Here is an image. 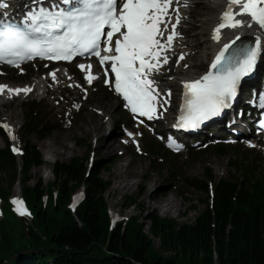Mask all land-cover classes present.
Segmentation results:
<instances>
[{
  "label": "snow or ice",
  "instance_id": "obj_1",
  "mask_svg": "<svg viewBox=\"0 0 264 264\" xmlns=\"http://www.w3.org/2000/svg\"><path fill=\"white\" fill-rule=\"evenodd\" d=\"M61 3L66 7L55 3L45 7L41 2L19 22L0 20V62L19 67L21 62L36 56L71 60L77 54L93 53L102 65L111 62L114 89L123 96L125 107L149 120L157 116V106L163 107V104L157 100L160 92L152 73L159 72L161 65L167 63L166 49L171 48L174 37L179 35L176 25L180 16L177 13L176 23L171 25L172 30L165 39L171 21L172 0H61ZM236 6L240 14L250 16L251 21L264 29V0H228L221 22L214 30L215 39H219L220 29L244 23L236 18L233 11ZM3 15L7 17V13ZM115 34L119 36L113 41ZM103 36L107 39L101 49ZM261 47V38L257 36L255 46L226 56L229 44H225L212 61L210 70L198 79L184 82L183 103L174 127L198 128L229 107L238 95L243 78L254 70ZM102 51L110 54L102 55ZM79 67L85 69L83 64ZM108 71L106 68L105 73ZM86 79L91 83L94 77L89 73ZM5 89L16 94L31 91L0 84V93ZM167 95L170 97L171 92ZM259 101V106L264 108V93L259 94ZM3 127L10 126L4 124ZM261 128L264 129V121H261ZM169 146L180 145L169 137ZM13 151L20 149L13 148ZM12 203L17 212L29 214L22 200L14 198Z\"/></svg>",
  "mask_w": 264,
  "mask_h": 264
},
{
  "label": "trees",
  "instance_id": "obj_2",
  "mask_svg": "<svg viewBox=\"0 0 264 264\" xmlns=\"http://www.w3.org/2000/svg\"><path fill=\"white\" fill-rule=\"evenodd\" d=\"M232 150L223 147L217 152L222 155ZM40 163V157L34 151L24 157L18 170L14 159L0 152V195L4 197L20 176L22 193L35 211L27 238L0 230V264L5 260L8 261L6 264H38L36 257L27 259L26 263L21 261L22 257L9 260L12 255L25 252L27 245L41 259L56 256L53 264H212L213 260L218 264H264V194L256 192L257 185L247 205L242 207L239 194H234L235 182L219 183L211 208L206 206L191 224L182 225L173 219L149 214L146 220L151 234L160 243L157 251L143 233L139 217L131 219L122 232L116 229L107 236L103 195L109 182L102 177L103 172L110 170L106 162H94L86 178L79 159L54 163L51 168L54 184L47 188L48 204L43 210L41 180L33 187L27 184L32 179L31 168ZM242 173L247 179L257 181L252 167L244 165ZM2 177H6V188L2 187ZM53 185L58 190L55 204L51 197ZM79 185L85 186L86 198L76 212V220L65 211L64 205L70 191ZM196 186L205 190L204 183L198 182ZM126 200V205L135 202L131 196ZM106 243L108 246L104 249Z\"/></svg>",
  "mask_w": 264,
  "mask_h": 264
},
{
  "label": "rangeland",
  "instance_id": "obj_3",
  "mask_svg": "<svg viewBox=\"0 0 264 264\" xmlns=\"http://www.w3.org/2000/svg\"><path fill=\"white\" fill-rule=\"evenodd\" d=\"M206 10V9H205ZM213 11V10H211ZM210 11V12H211ZM209 13V11H208ZM202 37V36H201ZM206 37V36H204ZM203 37V38H204ZM201 38V40L203 39ZM199 57L202 56V52ZM198 54V55H199ZM190 63H195L193 60H189ZM192 71V68L187 69V71H183L184 74H188ZM23 82V81H22ZM108 104V105H104ZM91 105L103 108L104 111V117H107L106 119H103L102 117H98L97 115H93L89 118V116L86 113H81L79 116H77L74 126L70 130H61L59 128L51 129L50 125H46V123H50L51 120L47 119V122L41 113L43 109H45L43 106L39 109L40 118L42 119L41 123L43 124V129L45 130L46 137L42 140H40L36 134L32 136H28L27 139L32 144L38 146V148L41 149L43 152L42 157L44 156V153L46 151V146H51L58 151L57 155H50L48 156L50 158L49 162L47 163L48 168H51V165L55 161H62V162H68L73 157H80L82 158L85 154V145L89 142V140L92 137V134L95 131H92V126L90 129H87L89 125L91 124H98L99 123H107L106 124V131L112 132L114 136L116 135V123L117 121L121 120L120 112L116 106V103L113 99H111L107 94L103 93L102 91H98L93 95V99L91 100ZM14 108L17 121H23L25 118V114L23 112V107L19 103H11L5 107V109H11ZM1 118V116H0ZM40 118L38 119V122H40ZM92 122V123H90ZM48 130H47V129ZM50 129V130H49ZM103 132L102 129H97L96 133ZM54 137L59 139L54 140ZM63 142L64 147L62 146ZM154 144H158L153 139H149ZM99 142H103L101 138H99ZM112 149L110 148L108 151L104 150V148H97L95 151V159H102L105 162H107V166L110 168L109 172L102 173V177L107 180L110 183V186L108 190L106 191L104 198L109 206V208L114 209L116 211H120L121 215L124 217H127L128 215H133L136 217H139V220L143 222V233L150 238L152 241V245L154 249L159 251L160 243L157 239H155L151 234L150 224L148 220H146V216L149 214H157L161 218H171L174 219L178 224H190L193 223L196 216L204 209L206 205V194L205 192H201L198 190H194L192 188L189 189V187L185 186L184 191H181L182 194L179 197L176 193H173L171 188L165 187L167 183H171L174 185V187H179L178 182H175L173 179L169 177V172L166 171V167L162 169L161 165H159V168L156 164L152 163V160L150 159V156L145 157H133L130 153H127L126 155L121 156L120 159L111 161L113 158L112 156L116 154V151L121 149V146H119L118 140L113 139L111 140ZM115 149V151H113ZM45 157V156H44ZM43 157V159H44ZM239 156L237 153H231L227 156H218L214 154V152H207L206 154H203L193 161L191 160L189 165L188 162L183 163L181 166H179V162L177 164V167L181 169V173L183 177H190V178H197L200 179L203 177V169L205 168L206 164H211L212 167L221 168L223 170L224 177H232L238 179V171L235 169L234 165L238 163ZM43 163L44 160H43ZM232 163L233 167L230 165ZM217 164V165H216ZM127 165L128 168L132 169L135 173L133 178H127L128 183L130 184H138L133 185L130 189H112V186L118 182V176L115 171V168L117 166H123ZM213 173L215 176L217 175L213 168ZM31 175L33 180L29 182V185L35 184L36 180L38 178L42 179V183L44 185L52 182L54 180L53 176L49 172V169L46 170L45 168H34L31 171ZM219 176V175H217ZM144 177L147 178V180H144ZM154 182H151V181ZM216 180V179H215ZM2 185L6 186L5 183L2 182ZM21 187V184L16 182L13 184V186L10 189V193L12 195H16L19 193V189ZM149 187H155L157 190V196L158 198H166L169 195L173 196L177 202L179 203V209L180 212L177 215L173 214H162V212L154 208L155 204H151L150 207H148L147 200L142 201L143 193L145 190H148ZM165 192V193H163ZM172 193V194H171ZM126 195H131L132 197L136 198V203L132 206H128L124 208V204H127ZM185 197V199L183 198ZM208 201V200H207ZM173 215V216H172ZM162 255H168L166 253L160 252ZM218 262L215 261L212 264H217Z\"/></svg>",
  "mask_w": 264,
  "mask_h": 264
},
{
  "label": "bare ground",
  "instance_id": "obj_4",
  "mask_svg": "<svg viewBox=\"0 0 264 264\" xmlns=\"http://www.w3.org/2000/svg\"><path fill=\"white\" fill-rule=\"evenodd\" d=\"M224 0H190V5L192 7H198L196 11H192L191 13V19L188 22V26L187 28L183 29L182 32L184 33H188L193 31L192 34H188V41L185 42V46H187L189 48V50L191 52H194L195 48H199L202 49L203 53V57L205 56V54L208 52V50L212 47L213 43L210 41V37H207L206 39L201 40L198 35L200 33H202L203 29H204V25L206 27H209L208 32L211 34L212 31V26L217 22V12L220 9V6L222 4ZM206 9V10H205ZM213 10V11H211ZM209 11V13H208ZM211 11V12H210ZM186 14L184 13L182 20L180 22V24H177L176 26V30L181 29L183 26V24L186 23ZM200 23V24H196V23ZM172 25V24H171ZM198 25V26H197ZM168 30H172L171 26ZM213 32V31H212ZM230 37L235 36L234 31L229 33ZM220 38H225L227 37V35H220ZM243 40V39H242ZM225 41V40H224ZM262 42V40H261ZM264 42V41H263ZM204 47H206L204 49ZM264 45L261 47V49L263 50ZM262 56V54L260 53V57ZM181 67L178 66V68L176 69H170V71L173 72H181ZM62 72H57L55 71V78H52V80L56 79ZM62 78H65L64 75H60ZM187 78H193L192 76H188ZM46 79H50L48 77H46ZM159 81L161 82V84L163 83V80L159 77L158 78ZM3 83H7L6 81H3ZM11 85H13L14 83L9 82ZM43 83V81L41 82ZM167 85V89L166 90H175L177 85L174 81H170L169 83L166 84ZM16 86H20V85H16ZM164 92V90H163ZM23 95H20L18 98L22 97ZM4 102V101H2ZM11 101L9 102H4L2 104H0V116H4L7 119L13 120L16 118V114H15V110L14 109H5V107L10 104ZM103 103V102H101ZM104 104V103H103ZM104 105H108L107 103ZM253 109H256V106L253 107ZM88 114H91V111L89 109ZM247 115H245L244 117H246ZM143 120L146 119V117L142 118ZM244 120V119H243ZM92 123V122H90ZM229 123H226L227 125H224V127H229ZM237 125H241V124H237ZM92 126V131L97 130L98 129V124H91L88 126L87 129H90ZM225 130V129H223ZM261 131V129H260ZM234 138V137H232ZM114 139V138H113ZM54 140H58L57 138L54 137ZM111 140H112V132L107 133L105 136V140L104 143L102 145V148H104V150L108 151L110 148L112 149V144H111ZM60 142L62 143V146L64 147L63 142L60 140ZM115 149V148H114ZM114 151V150H113ZM58 151L53 147V145L51 146H46V151L44 153V164L42 166V168H45L46 170H48V166L47 163L49 162L50 158L48 156L50 155H57ZM217 165V164H216ZM215 172L220 173V175H222L223 173H221L223 170L221 168H214ZM115 171L117 173L118 176V182H116V184H114L111 188L112 189H118V190H123V189H130L134 184H130L127 181V178H133L135 173L133 172L132 169L128 168L127 165H123V166H117L115 168ZM151 182H154L153 180ZM138 185V184H136ZM157 190L155 187H149L148 190H145L143 193V197H142V201L147 200V204L148 207H150V205L153 203L155 204L154 208L159 209L162 214H179L180 209H179V203L177 202V200L173 197V196H168L166 198H158L157 196ZM172 215V216H173Z\"/></svg>",
  "mask_w": 264,
  "mask_h": 264
}]
</instances>
